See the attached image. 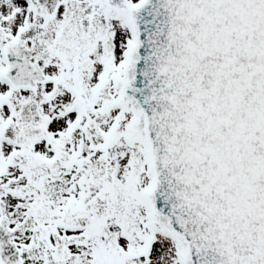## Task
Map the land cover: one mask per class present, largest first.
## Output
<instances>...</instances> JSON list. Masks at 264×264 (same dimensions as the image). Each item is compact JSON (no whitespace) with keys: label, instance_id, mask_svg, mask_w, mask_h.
I'll return each mask as SVG.
<instances>
[{"label":"snow or ice","instance_id":"1","mask_svg":"<svg viewBox=\"0 0 264 264\" xmlns=\"http://www.w3.org/2000/svg\"><path fill=\"white\" fill-rule=\"evenodd\" d=\"M0 264H264V0H0Z\"/></svg>","mask_w":264,"mask_h":264}]
</instances>
